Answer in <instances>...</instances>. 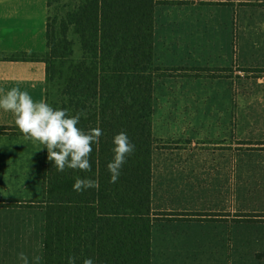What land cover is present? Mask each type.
<instances>
[{
	"label": "trees",
	"instance_id": "obj_1",
	"mask_svg": "<svg viewBox=\"0 0 264 264\" xmlns=\"http://www.w3.org/2000/svg\"><path fill=\"white\" fill-rule=\"evenodd\" d=\"M174 1L80 0L67 10L59 37L50 15L54 0H47L46 50L0 54L44 61L45 101L69 115L84 110L78 127L103 130L99 145H92L90 172H58L44 148V196L38 201L45 212L44 264H68L70 256L76 264L86 258L95 264H151L152 224L166 219L151 206L154 80L167 69L154 65L155 8ZM70 27L80 42L78 54L68 38ZM7 130L20 132L0 127ZM122 131L136 147L112 183L107 164L114 156L113 138ZM76 177L94 179L99 186L76 192Z\"/></svg>",
	"mask_w": 264,
	"mask_h": 264
},
{
	"label": "rangeland",
	"instance_id": "obj_2",
	"mask_svg": "<svg viewBox=\"0 0 264 264\" xmlns=\"http://www.w3.org/2000/svg\"><path fill=\"white\" fill-rule=\"evenodd\" d=\"M260 1L262 0H252L245 6L240 4L237 11L231 8V21L227 32L225 26L215 35L197 37L188 33L185 38L179 40L176 35L163 33L157 35L156 39L157 51L162 50L163 54L156 53L155 66L178 63L177 57L171 56L166 59L165 56L170 55V50L178 49V44L192 46L194 41L208 49L214 48L217 44L215 41H219L220 46H223L229 54L228 62H234L233 56L237 59V66L233 65L232 68L187 66L180 68L178 72V68L168 67L159 71V76L154 80L152 116V134L155 141L152 160L153 168L157 172L154 188L156 185L159 186L160 182L162 186L172 185L174 180L170 181L169 176H175L176 171H179L185 180L192 179L193 172L204 178L208 187L200 200V210L217 212L219 213L217 218L227 217V220H222L224 223H219L227 226L225 231L223 229L219 231L221 227L219 224L208 227L216 223L213 218L214 213H206L207 219H203L199 224H194L197 220L192 219L189 226L202 225L200 234L205 232V235L212 239L231 237L233 264H264V165L262 166L264 162L262 150L264 148V83L262 82L264 80V9L258 7ZM79 2L80 0H54L50 7V15L57 36L60 37L62 21L67 10L76 8ZM158 13L159 22H164V20L160 21L161 14ZM68 38L73 40L74 51L78 54L80 42L72 27L68 30ZM164 43L174 46L170 45V48H167L162 45ZM194 78L202 79L205 83L189 84ZM212 80L215 82H211ZM184 83L186 86L183 85ZM55 92L56 85H53L51 97ZM193 96L196 97L195 100ZM181 101L184 103L181 104ZM191 105L200 111L204 110L205 142L198 138L204 137L203 132L199 129L193 130V127H197V121H193V125H190L187 119L184 121L181 119V115L189 118L187 112L190 111ZM219 112L222 114L221 119H215ZM195 114H198L197 110ZM172 117L175 120H171ZM172 130L178 131L174 134ZM186 134L191 138L187 139ZM198 159L200 164L187 168L181 166L184 161ZM170 162L179 165L174 164L170 167L168 166ZM214 179H220L221 183ZM215 184L222 187V190H217ZM182 185L187 186L186 183ZM39 196H41L39 199L43 197V190ZM156 201L160 205L163 204L160 197L156 200L151 193V203L154 204L152 209L159 214L158 211L162 209ZM182 201H184L182 194H179L173 206H177ZM189 207L197 210L196 201H193ZM30 211L31 215L28 217L30 229L28 230V226H23L24 237L11 243L8 253L17 255L19 251H24L29 258V264H33V258L39 255L41 264H44L45 213L43 209ZM156 221L162 222L155 220L153 223H158ZM185 234L187 233H171L177 238L184 237ZM214 246V243L207 241V249L214 250ZM1 253H3L2 247H0ZM0 264H22V261L18 258L7 261L0 259Z\"/></svg>",
	"mask_w": 264,
	"mask_h": 264
},
{
	"label": "crops",
	"instance_id": "obj_3",
	"mask_svg": "<svg viewBox=\"0 0 264 264\" xmlns=\"http://www.w3.org/2000/svg\"><path fill=\"white\" fill-rule=\"evenodd\" d=\"M251 2L252 0H176L170 4L158 5L155 8L154 59L157 60V54H163L162 50L157 51L156 48L157 35L163 33L165 35L173 34L179 40L185 38L188 33L197 37H204L215 35L221 27L225 26V32H227L229 31L232 15L230 9L233 8L237 11L240 4L245 6ZM258 3L260 4L258 7L264 9V0ZM236 11L233 13L234 15ZM158 12L161 14L160 21L164 20L162 23L158 20ZM47 19V0H0V54L44 52L47 47ZM233 22H236V17ZM215 42L217 44L212 49L205 48L203 44L195 41L192 46L184 43L178 44V49L170 50V55L165 57L169 59L168 57L175 56L179 59V62L159 66L172 69L178 68L177 72L180 68L187 66L192 68H222V66L232 68L233 65L237 66L236 57H232L233 63L228 62V52L223 46H220L219 41ZM162 45L167 46V48H170V45L171 47L174 46L165 43ZM227 46L228 44H226V48H228ZM222 61L225 63L223 64ZM45 68V62L41 60L4 59L0 57V98L13 87H18L21 91H27L34 102L45 101ZM192 80L189 84L205 83L202 79L194 78ZM211 82L215 81L212 80ZM262 82L264 83V80ZM183 85L186 86V83ZM193 98L196 99L195 96ZM180 103L183 104L184 101ZM196 110L198 114H195ZM187 114H189V118L181 115V119L183 121L187 119L190 125H193V121H197V127H193V130L199 129L202 131L204 137L198 138L205 142L206 117L204 110L200 111L191 105ZM216 116L215 119H221L222 114L219 112ZM171 120H175L174 117ZM0 127H18L15 124L14 114L10 111L5 112L0 108ZM177 131L172 130L171 132L175 134ZM166 133H169V131H166ZM188 138L191 137L187 136ZM42 148L43 145L39 142L25 141L23 133L19 131L7 130L5 133L0 132V247L3 249L0 259L2 261L18 258V254L8 253L9 245L14 243L16 239L21 240L24 237V225L28 226V230L30 229L28 223V217L31 215L30 210L42 209L38 205V201L43 199V197L39 199L41 197L39 196L40 192L43 190L44 149L41 150ZM262 150L264 152V148ZM199 160H187L181 166L185 168L195 166L200 164ZM174 164L179 165V163L170 162L168 166L172 167ZM263 165L264 162H262ZM153 167L152 160V194L156 200L159 197L162 199L163 204L160 205L158 201L156 202L162 209H159L158 212L166 213V219L152 224L151 264H233V241L231 237L212 239L207 237L205 232L200 234L199 231L203 228L202 225L189 226L192 219L197 220L194 221V224H199L203 219H207L206 213H214L213 218L216 220V223L209 222L212 224H207L208 227L220 222L224 223L222 220H227L225 212L226 219H223L221 218L223 216L217 218L219 215L217 212L200 210V200H202L208 187L204 178L193 172L192 179L187 178L185 180L181 173L176 171L175 176H169L170 181L174 180L172 185L162 186L160 182L159 186L156 185L154 188L157 172ZM158 168H160V165H158ZM177 180L180 181L175 182ZM214 180L221 183L220 179ZM183 183H186L187 186H183ZM211 187L209 190L212 189ZM215 187L217 190H222V187L216 184ZM234 189L236 191V184ZM179 194H182V198L186 202L182 201L177 206H173L174 200L179 197ZM193 201H196L197 210L189 207ZM151 206L153 208V202ZM219 225L221 226L219 231H222V229L225 231L227 225ZM171 233L187 234L184 237L177 238L172 236ZM207 241L215 244L214 250L206 248Z\"/></svg>",
	"mask_w": 264,
	"mask_h": 264
},
{
	"label": "clouds",
	"instance_id": "obj_4",
	"mask_svg": "<svg viewBox=\"0 0 264 264\" xmlns=\"http://www.w3.org/2000/svg\"><path fill=\"white\" fill-rule=\"evenodd\" d=\"M0 108L11 112L15 117L23 139L39 142L47 149V159L54 162L53 167L58 172L67 169L90 172L92 170L91 153L93 144L99 145L103 130L100 127L85 131L78 127L81 117L86 118V112L81 110L75 115H69L67 109L54 108L46 101L34 102L27 91L13 87L2 98ZM114 156L107 164L110 182H118L121 170L128 157L135 152V144L131 142L126 132H120L113 138ZM98 182L91 178L76 177L73 190L83 192L98 188ZM22 264H29V258L24 252L18 254ZM33 264H41L39 255L33 258ZM68 264H76V257L70 256ZM83 264H95L92 258H86Z\"/></svg>",
	"mask_w": 264,
	"mask_h": 264
}]
</instances>
